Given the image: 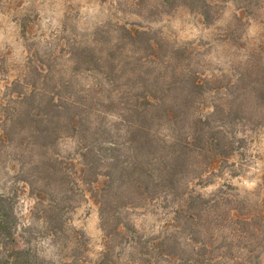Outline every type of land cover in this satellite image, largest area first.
<instances>
[{
    "label": "trees",
    "instance_id": "obj_1",
    "mask_svg": "<svg viewBox=\"0 0 264 264\" xmlns=\"http://www.w3.org/2000/svg\"><path fill=\"white\" fill-rule=\"evenodd\" d=\"M161 6L216 18L207 0ZM113 30L109 41L96 34L73 44L65 66L53 52L27 56L7 86L0 167L34 198L40 230L30 228L19 247L13 196L0 190V264H264V197L253 201L230 184L198 191L237 175L248 133L263 125L264 62L254 51L209 69L191 47L126 24ZM91 74L93 83L78 82ZM64 139L75 141L73 152L62 153ZM84 200L101 219L95 260L69 217ZM147 214L159 216L157 230L139 223Z\"/></svg>",
    "mask_w": 264,
    "mask_h": 264
},
{
    "label": "rangeland",
    "instance_id": "obj_2",
    "mask_svg": "<svg viewBox=\"0 0 264 264\" xmlns=\"http://www.w3.org/2000/svg\"><path fill=\"white\" fill-rule=\"evenodd\" d=\"M207 1L215 10L212 23L204 22L202 15L185 6L163 8L161 0H0V101L7 86L24 73L27 56L33 54L40 60L53 52L59 57V65L65 66L73 44L91 43L96 34L108 35L104 37L109 41L116 24L146 29L172 45L200 51L199 58L209 69H228L232 62H242L254 51L264 62V0H251L257 3L252 6L247 5L248 0ZM97 78L83 75L78 82L87 85ZM248 135L238 159L237 175L227 173L210 185L198 187V191L208 195L223 184H230L233 193L253 201L264 197V123ZM74 149L75 141L71 139L60 144L62 153ZM12 177V173L0 167V190L13 196L12 205L19 222L17 238L19 247L24 248L28 245L30 228L36 233L40 224L32 218L34 198ZM77 206L69 216L70 222L85 233L88 255L95 260L104 244L98 207L91 200L80 201ZM138 221L151 230H157L160 223L159 216L154 214L141 216ZM47 244L44 240L42 247L46 248V255L52 256L55 249Z\"/></svg>",
    "mask_w": 264,
    "mask_h": 264
}]
</instances>
